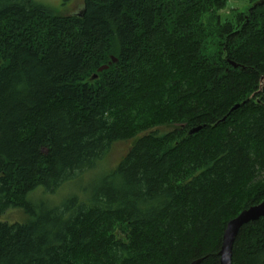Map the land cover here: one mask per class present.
Masks as SVG:
<instances>
[{
    "label": "trees",
    "instance_id": "1",
    "mask_svg": "<svg viewBox=\"0 0 264 264\" xmlns=\"http://www.w3.org/2000/svg\"><path fill=\"white\" fill-rule=\"evenodd\" d=\"M227 1L0 0V217L24 214L0 219V264H220L226 223L264 197V0L222 19ZM120 140L88 192L29 199ZM232 264H264L262 219Z\"/></svg>",
    "mask_w": 264,
    "mask_h": 264
},
{
    "label": "rangeland",
    "instance_id": "2",
    "mask_svg": "<svg viewBox=\"0 0 264 264\" xmlns=\"http://www.w3.org/2000/svg\"><path fill=\"white\" fill-rule=\"evenodd\" d=\"M43 4L48 5L55 12L66 15L72 13H78L81 11L83 6V0H36ZM247 0H228L225 8L220 11L221 18L232 17L233 10H242L248 5ZM169 128H161V131H166ZM130 140H120L116 141L111 145L110 150L106 156L99 162V164L92 170L87 171L84 176L86 178H76L73 179L64 186H62L58 192L54 194H48L43 192L39 187L34 193H29V199L35 203L52 201V205H58L64 199L72 196L74 194H81L85 191H89L95 180L94 175L92 177H87L91 174H95L96 178L100 176L99 171H106L112 169L116 163L121 159V157L126 153L128 147L130 146ZM86 192V193H87ZM84 195V194H83ZM1 220L7 222L22 221L24 219V214L18 208H9L0 217Z\"/></svg>",
    "mask_w": 264,
    "mask_h": 264
},
{
    "label": "water",
    "instance_id": "3",
    "mask_svg": "<svg viewBox=\"0 0 264 264\" xmlns=\"http://www.w3.org/2000/svg\"><path fill=\"white\" fill-rule=\"evenodd\" d=\"M114 61H116V59L114 57H111L108 64L101 65L100 67L97 68V71L99 72V71H102L103 69H106L108 65ZM96 77H97V74H93L92 78H96ZM262 80H263V77H261V82ZM237 107H238V104H235L231 108V110H234ZM198 129L199 127L193 128L190 132H194ZM258 219H262L264 221V197L259 203L255 205H251L241 210L235 217H233L226 223L223 234H222L221 246L218 251L220 264H232V248H233L235 237L239 229L243 225L249 222L258 220ZM199 263H200V259L197 258V259L192 260L189 264H199Z\"/></svg>",
    "mask_w": 264,
    "mask_h": 264
}]
</instances>
